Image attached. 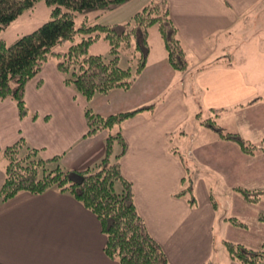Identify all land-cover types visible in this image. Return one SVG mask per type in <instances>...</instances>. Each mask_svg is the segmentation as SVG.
Returning a JSON list of instances; mask_svg holds the SVG:
<instances>
[{
	"label": "crops",
	"instance_id": "0c3cea01",
	"mask_svg": "<svg viewBox=\"0 0 264 264\" xmlns=\"http://www.w3.org/2000/svg\"><path fill=\"white\" fill-rule=\"evenodd\" d=\"M167 1L189 64L186 71L178 73L170 67L160 37L154 44L148 39L147 62L131 87L96 93L86 102L63 82L50 58L25 84L23 98L29 114L20 118L14 100L0 98V147L22 137L43 158L59 155L66 169H88L104 154L106 132L84 136L85 106L109 116L154 102L152 110L121 123L127 143L119 159L121 172L131 182L137 212L168 262L205 264L213 255L216 222L225 224L228 232L220 239L222 247L224 240L254 249L264 244V222L257 220V214L264 213V195L256 211L233 195L238 186L264 189V152L246 154L199 123L193 126L199 110L220 109L214 118L219 126L251 142L264 139V75L259 62L244 58L230 64L223 60L219 46V35L234 32L244 21L264 13V0ZM194 156L200 162L191 180L197 203L190 206L185 197L175 194L187 172L184 165H192ZM206 162L210 171L198 174ZM3 179L4 164L0 186ZM210 183L231 194L252 225L226 226L227 215L217 211L215 186ZM105 241L95 214L55 188L40 194L22 191L0 201V264H118L104 253ZM222 263L240 264L229 256Z\"/></svg>",
	"mask_w": 264,
	"mask_h": 264
},
{
	"label": "trees",
	"instance_id": "16d2710c",
	"mask_svg": "<svg viewBox=\"0 0 264 264\" xmlns=\"http://www.w3.org/2000/svg\"><path fill=\"white\" fill-rule=\"evenodd\" d=\"M38 1L50 7L47 21L9 45L0 38V98L13 99L20 118L29 114L23 98L25 84L50 58L63 75V82L72 86L86 102L96 93L131 87L147 62L148 29L153 25L157 28L170 67L178 73L188 68L167 0H150L130 20L120 24L82 23L78 27L74 25L75 12L95 8L109 10L127 0H0V31ZM75 35L80 36L78 41H74ZM100 38L108 45L107 54L88 53L91 44ZM66 41L70 44L65 50L55 49ZM123 55L127 58L124 63ZM154 106L152 102L130 111L100 116L86 105L87 130L84 136L106 132L104 154L88 169H66L61 165L59 155L43 158L38 149L28 146L22 137L0 147V157L6 161L0 201H7L22 191L40 194L55 188L70 194L95 214L106 236L103 250L107 257L118 264H170L137 212L131 182L123 176L119 163L127 151L121 123L140 112L152 110ZM220 111L207 109V115L202 116L203 110H199L195 120L220 138L235 143L246 154L264 152V139L253 143L216 125L214 118ZM31 115L36 117L35 113ZM115 147H118L117 151ZM184 167L187 171L188 166ZM181 184L175 196L185 197L190 206H195L197 201L187 172ZM233 189L248 203H256L264 195V190ZM258 219L264 222V215L260 214ZM223 220L236 227H247L235 216ZM223 244L229 257L240 264L264 262V245L253 249L228 240Z\"/></svg>",
	"mask_w": 264,
	"mask_h": 264
},
{
	"label": "rangeland",
	"instance_id": "374dc122",
	"mask_svg": "<svg viewBox=\"0 0 264 264\" xmlns=\"http://www.w3.org/2000/svg\"><path fill=\"white\" fill-rule=\"evenodd\" d=\"M150 0H127L124 3L109 9H89L84 12H75L74 13V25L75 27H78L82 23L86 24H93V23H101V24H120L125 21L130 20V17L137 11H139L144 5L149 3ZM264 4V3H263ZM264 9V8H262ZM50 18V7H48L43 1L36 2L31 8L23 11L17 18L12 20L3 30L0 31V38H2L7 45L13 43L18 37L25 33H29L36 29L38 26H40L43 22L47 21ZM251 18V16H250ZM249 18V19H250ZM149 39L152 44H154L155 39H159V34L157 31V28L155 25L151 26L149 29ZM264 13H261L257 19L254 21H244V23H241L238 28L234 30V32H227L219 35V46L221 48V56H223L224 61H228L230 64L238 63L239 61H242L244 58L247 59L249 62H255L256 60L259 62V72L261 75H264ZM80 38L79 35H75L74 41H78ZM70 42L66 41L58 46L55 47V49L59 50H65ZM108 51V45L105 40L102 38L96 40L91 44L89 47L88 53L90 54H103L106 55ZM263 53V54H262ZM230 57V60H229ZM126 56L123 55L122 62H125ZM14 85V83H13ZM207 112L203 111L202 116H206ZM220 122V121H219ZM196 120L194 122V125L196 128L199 127V124ZM216 125H219L217 122ZM185 126H190L189 123L185 124ZM193 130V127H190ZM231 129H235L234 127H231ZM207 132L210 134L216 135L211 130L206 129ZM232 131L233 130H227ZM203 138V136H201ZM245 139V138H244ZM175 141V140H174ZM187 141V140H186ZM251 142V141H250ZM257 143V142H253ZM205 144H213L211 141H206ZM187 145V143H186ZM180 153H182L183 147L179 148ZM179 153V154H180ZM253 155V154H250ZM194 163L192 165L188 164V170L187 173L189 175L190 180H192L193 176H195L192 171L197 172V165H199L200 162L198 161V158H191ZM5 159L1 156L0 157V167L5 166ZM194 164V165H193ZM189 167L191 169H189ZM202 169H198V174L201 173V175H204L207 171H210L209 163L206 162L205 165H202ZM201 170V172H200ZM212 180H215V178L210 177ZM211 186H215L213 189V198L216 203V209L219 213H223V215L227 216H234L240 219L243 222L249 223L252 225V219L247 216L244 212H240V207L236 206L233 202V198L231 199L230 196H228L229 193L222 191L221 189H216V183H210ZM240 187V186H238ZM218 188V187H217ZM245 188V187H242ZM249 190H264V189H257V188H247ZM231 195V194H229ZM234 196L240 195L238 193L233 192ZM262 197V196H261ZM261 197L258 199L256 203H250L254 210L256 211L259 208V201ZM233 213V215H232ZM264 213L257 214L258 216ZM246 217V218H241ZM253 215V214H252ZM257 216V220L258 219ZM226 217V216H225ZM245 219V220H244ZM260 221V220H259ZM230 223H226V226ZM225 224L216 222L212 234H213V255L209 259V261L205 262V264H219L222 259L228 258V253L226 251V248L221 246L220 239H222L223 236L227 235L228 232L224 228ZM264 244L259 246L257 249H260ZM254 249V248H253ZM223 264V263H222Z\"/></svg>",
	"mask_w": 264,
	"mask_h": 264
}]
</instances>
